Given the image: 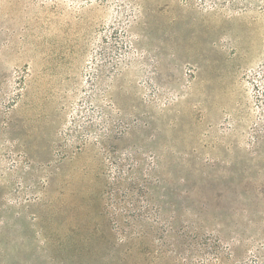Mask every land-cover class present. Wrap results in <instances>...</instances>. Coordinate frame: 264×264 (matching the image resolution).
<instances>
[{
    "label": "rangeland",
    "instance_id": "1",
    "mask_svg": "<svg viewBox=\"0 0 264 264\" xmlns=\"http://www.w3.org/2000/svg\"><path fill=\"white\" fill-rule=\"evenodd\" d=\"M0 264H264V0H0Z\"/></svg>",
    "mask_w": 264,
    "mask_h": 264
}]
</instances>
